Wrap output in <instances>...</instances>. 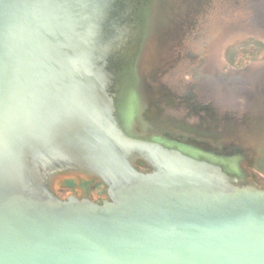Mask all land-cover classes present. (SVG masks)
Here are the masks:
<instances>
[{
    "label": "water",
    "instance_id": "obj_1",
    "mask_svg": "<svg viewBox=\"0 0 264 264\" xmlns=\"http://www.w3.org/2000/svg\"><path fill=\"white\" fill-rule=\"evenodd\" d=\"M0 264H264V0H0Z\"/></svg>",
    "mask_w": 264,
    "mask_h": 264
},
{
    "label": "flooded vegetation",
    "instance_id": "obj_2",
    "mask_svg": "<svg viewBox=\"0 0 264 264\" xmlns=\"http://www.w3.org/2000/svg\"><path fill=\"white\" fill-rule=\"evenodd\" d=\"M141 90H142V96L143 94H145L146 89L145 86L143 85V83L141 82L140 84ZM144 99V97H143ZM192 106L193 109H195L194 111L198 112H204V110L206 109V107H201L198 106L196 104V102H192ZM198 106V107H197ZM196 112H194L193 115L197 114ZM199 115V114H197ZM140 116H142V118H146L145 112H141V114H139V116L137 117V120H135V123L140 124L143 128L145 126V123L143 122V120H141ZM214 124V125H212ZM191 129L190 136L189 138H186L184 136H182L183 138L179 137V138H175V137H171V136H166L168 140H172L178 144L187 146L189 148H192L194 150H197L201 153H210L214 156L220 157V158H225L228 156H231L232 154H236L239 153V149L237 148V146L234 145L233 141L231 143H228V137L226 136V134L224 133V130H222V128L220 129L221 132H219V129H215L218 128V118L214 117V114L211 111H205L203 116L200 118V122L197 124H192L189 126ZM200 130L201 132H204L203 134H200ZM210 130H213L214 136H208V132H210ZM199 132V133H198ZM164 135V134H163ZM229 144V145H228ZM235 147V148H234ZM234 154V155H235ZM232 155V156H234ZM136 166L139 167L140 170H149V168L145 165V162L142 160H137L136 161ZM257 169V168H256ZM262 168L258 169L261 170ZM240 171V172H239ZM239 175L243 174L242 170L240 169ZM84 178H87L85 180L90 181V180H94L95 178L92 177H88V176H84ZM99 181V180H98ZM100 182V181H99ZM102 184V183H101ZM103 185V184H102ZM104 199H107L106 196H104ZM101 200V201H102Z\"/></svg>",
    "mask_w": 264,
    "mask_h": 264
}]
</instances>
